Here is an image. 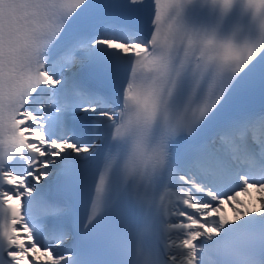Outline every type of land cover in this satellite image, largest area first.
<instances>
[{
    "label": "snow or ice",
    "instance_id": "snow-or-ice-1",
    "mask_svg": "<svg viewBox=\"0 0 264 264\" xmlns=\"http://www.w3.org/2000/svg\"><path fill=\"white\" fill-rule=\"evenodd\" d=\"M160 5L0 0V264H264V0L199 55L148 39Z\"/></svg>",
    "mask_w": 264,
    "mask_h": 264
},
{
    "label": "bare ground",
    "instance_id": "bare-ground-1",
    "mask_svg": "<svg viewBox=\"0 0 264 264\" xmlns=\"http://www.w3.org/2000/svg\"><path fill=\"white\" fill-rule=\"evenodd\" d=\"M259 193L255 190V193L252 195V193H244V192H241L240 193V197L242 196H246L248 197V199H254L256 201H258V197H259ZM240 200V199H239ZM223 208L224 209H228V213L231 215V208H233V205L231 203H227V204H224L223 205ZM169 237V240L168 242L169 243H175V244H179V241L181 239V232L180 231H173V232H170V234L168 235ZM41 258H44L42 255H41Z\"/></svg>",
    "mask_w": 264,
    "mask_h": 264
}]
</instances>
